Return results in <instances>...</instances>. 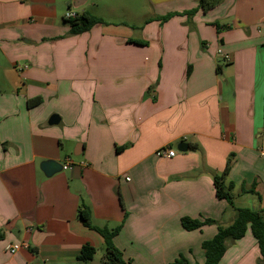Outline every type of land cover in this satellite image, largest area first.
I'll return each instance as SVG.
<instances>
[{
    "label": "crops",
    "instance_id": "crops-1",
    "mask_svg": "<svg viewBox=\"0 0 264 264\" xmlns=\"http://www.w3.org/2000/svg\"><path fill=\"white\" fill-rule=\"evenodd\" d=\"M197 2L0 0V264H77L85 245L95 249L87 264H102L103 238L79 221L80 205L95 227L122 224L114 245L128 264H170L179 255L202 263L200 245L216 227L187 232L180 220L232 223L233 209L213 187L228 158L234 197H257L253 187L260 197L264 0H222L207 14L146 23ZM67 12L107 25L72 36ZM181 142L186 153L156 156ZM66 158L67 170H40ZM235 207L264 210V198ZM259 257L248 231L219 264Z\"/></svg>",
    "mask_w": 264,
    "mask_h": 264
},
{
    "label": "trees",
    "instance_id": "trees-1",
    "mask_svg": "<svg viewBox=\"0 0 264 264\" xmlns=\"http://www.w3.org/2000/svg\"><path fill=\"white\" fill-rule=\"evenodd\" d=\"M221 3L222 0H198L197 6L191 10L181 13H168L164 16L148 20L146 23L158 21L160 24H163L175 16H186L191 18L199 10H201L203 14H207ZM66 22L70 27L69 34L72 36L86 33L96 25H107L103 19L93 16L87 12L76 15V18L67 20ZM214 26L218 31L229 28L226 25H220L218 23H215ZM134 43L142 46L146 45L145 42ZM262 47L264 48V45ZM189 72L190 70L188 68L187 75ZM216 72L219 73V69L216 70ZM33 102L34 104H38L39 99H35ZM128 146L129 144L116 147V152H121ZM190 150H195V146H190ZM231 161L232 157L228 158L223 172L213 177V187L216 198L219 200H225L229 207L233 209L235 215L232 223L225 227L218 225L214 236L201 243L200 248L204 255L202 263L190 261L184 255H179L178 258L173 260L170 264H219L228 249V244L230 242L234 243L243 239L248 231L255 239L259 251L260 257L257 260V264H264V210L235 207L233 185L231 183H226V178L231 169ZM249 193L256 195L261 201L259 195L255 192L254 187L249 190ZM126 216L127 214H125V217ZM77 218L84 227L97 232L103 238L104 248L102 254V264H128V262L123 259L121 251L114 245V238L120 233L122 224L113 229H109L107 227H95L91 224L90 210L84 205H80L78 208ZM180 223L185 231L191 232L201 231L205 226L216 224V221L210 218L199 220L183 217L181 218ZM94 254V248L88 245L83 246L77 256V264H87L92 260Z\"/></svg>",
    "mask_w": 264,
    "mask_h": 264
},
{
    "label": "built area",
    "instance_id": "built-area-1",
    "mask_svg": "<svg viewBox=\"0 0 264 264\" xmlns=\"http://www.w3.org/2000/svg\"><path fill=\"white\" fill-rule=\"evenodd\" d=\"M64 18L66 20H71V19H74L76 18V14L73 13V12H68L65 14ZM218 54H220V52H218ZM228 59V56H225L223 55V60H227ZM16 70L21 72L23 71L24 69L27 68V66H20V65H16ZM176 152L174 150H172L170 147L168 146H163L161 147L160 149L157 150L156 152V156L158 158H164V159H171L175 156ZM72 162L69 158H66L64 160V164L62 165V169L63 170H67L69 169L71 166H72ZM26 244L25 243H22V245H10L7 250L11 253V254H14L16 253L17 251H19L21 248H26Z\"/></svg>",
    "mask_w": 264,
    "mask_h": 264
},
{
    "label": "rangeland",
    "instance_id": "rangeland-1",
    "mask_svg": "<svg viewBox=\"0 0 264 264\" xmlns=\"http://www.w3.org/2000/svg\"><path fill=\"white\" fill-rule=\"evenodd\" d=\"M91 9V8H90ZM73 10V9H72ZM74 11H77L76 9H74ZM79 11V10H78ZM77 11V12H78ZM68 13V12H67ZM148 13V12H147ZM142 20H140L138 23L140 24ZM222 64V63H220ZM224 65H223V69H224ZM175 149V147H174ZM176 153H177V150H175ZM71 158H73L74 160H77L78 157H74L73 155H71ZM263 163H264V155L263 156H260V197L261 199L263 200L264 198V170H263ZM235 195V193H234ZM257 197L255 196H251V195H248V196H245V197H236L235 196V206H240V205H245L246 207H250V206H253L254 203H257ZM199 220H203L204 218H198ZM212 219V218H210ZM221 220H215L216 221V224L214 225H209V226H214V227H217L218 225L219 226H226L227 224L224 223V219L223 218H220ZM214 220V219H213ZM100 257H101V253L99 255V260H100ZM98 258V257H97ZM246 264H251L250 262H246Z\"/></svg>",
    "mask_w": 264,
    "mask_h": 264
},
{
    "label": "water",
    "instance_id": "water-1",
    "mask_svg": "<svg viewBox=\"0 0 264 264\" xmlns=\"http://www.w3.org/2000/svg\"><path fill=\"white\" fill-rule=\"evenodd\" d=\"M76 4L74 5L75 8H77L80 3L79 1L75 2ZM58 116L52 115L48 121L49 125H56L58 123ZM178 153H186L189 149V145L187 143L181 142L177 145L176 147ZM79 154L74 153V156H78ZM40 170L46 177H51L52 175L59 173L62 171V165L55 162V161H44L40 164Z\"/></svg>",
    "mask_w": 264,
    "mask_h": 264
}]
</instances>
